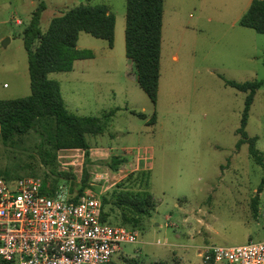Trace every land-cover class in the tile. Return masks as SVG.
<instances>
[{
  "label": "rangeland",
  "instance_id": "374dc122",
  "mask_svg": "<svg viewBox=\"0 0 264 264\" xmlns=\"http://www.w3.org/2000/svg\"><path fill=\"white\" fill-rule=\"evenodd\" d=\"M40 1L0 0V99L31 93L23 31ZM44 1L43 32L53 17L82 4H106L115 15L113 47L82 31L78 46L96 56L76 60L73 70L48 74L70 111L101 117L103 132L87 134L89 143L111 148L105 157L93 151L96 159L88 164L83 151L61 149L45 164L40 136L32 131L15 146L0 139V167L22 177L55 179L59 190L76 195L87 166L85 192L100 198L131 172L149 169L155 207L136 228L137 242L126 244L110 264H207L201 254L205 244L264 240V168L247 142L236 145L247 92L225 83L264 80V33L239 22L251 0H166L157 105L132 79L127 0ZM113 109L114 115L106 116ZM131 110L148 119L156 113L157 122L148 124ZM246 131L258 137L264 154V85L257 89ZM115 157L125 159L117 171L108 165Z\"/></svg>",
  "mask_w": 264,
  "mask_h": 264
},
{
  "label": "trees",
  "instance_id": "16d2710c",
  "mask_svg": "<svg viewBox=\"0 0 264 264\" xmlns=\"http://www.w3.org/2000/svg\"><path fill=\"white\" fill-rule=\"evenodd\" d=\"M46 5L44 0L40 1L23 31L24 45L29 55L31 93L25 97L0 99V139L4 145L15 146L18 140L35 131L40 136L38 151L43 163L49 164V159L55 160L61 149L80 148L84 149V164H88L91 162V145L87 134L102 133L103 121L98 116H83L70 111L59 83L50 79L48 74L70 71L76 60L94 56L92 49L78 47L82 31L106 39L113 46L116 18L106 4H82L53 17L48 29L43 32L40 19ZM163 13L164 0H127L126 55L134 67L132 76H136L139 86L155 105L161 74ZM239 22L264 33V0H252ZM225 83L247 92L241 125L237 130L240 138L236 145L240 148L247 142L251 157L264 168V154L256 145L258 137H250L246 131L251 105L257 89L264 85V80L237 82L225 79ZM116 110L107 112L106 116L114 115ZM131 111L147 118L144 112ZM156 120L157 115L154 113L148 119V124L153 125ZM123 161V157H115L108 165L117 171ZM0 175L6 179L22 177L7 167H0ZM83 176L77 198L90 185L87 166L83 168ZM150 180V170L143 169L131 172L127 178L118 182L113 191L101 198L103 220L135 230L140 227L144 217L150 216L155 207V197L149 190ZM42 181L43 191L48 194H54L59 188L55 179L52 183L47 177ZM258 204L259 199L255 197L252 203L255 215Z\"/></svg>",
  "mask_w": 264,
  "mask_h": 264
},
{
  "label": "built area",
  "instance_id": "2783aa9c",
  "mask_svg": "<svg viewBox=\"0 0 264 264\" xmlns=\"http://www.w3.org/2000/svg\"><path fill=\"white\" fill-rule=\"evenodd\" d=\"M138 233L102 218V199L43 191L33 177L0 175V264H108ZM207 264H264V240L209 244Z\"/></svg>",
  "mask_w": 264,
  "mask_h": 264
},
{
  "label": "crops",
  "instance_id": "0c3cea01",
  "mask_svg": "<svg viewBox=\"0 0 264 264\" xmlns=\"http://www.w3.org/2000/svg\"><path fill=\"white\" fill-rule=\"evenodd\" d=\"M252 1V0H251ZM251 1H250V3H251ZM165 2H166V0H164V8H165ZM250 3H249V5H250ZM249 5H248V7H249ZM248 7H247V9H248ZM246 9V10H247ZM110 10V9H109ZM244 13H245V11H244ZM243 13V14H244ZM242 14V15H243ZM243 27H247V26H244V25H242ZM247 28H250V27H247ZM253 29V28H252ZM81 33V32H80ZM80 36V35H79ZM2 38V37H1ZM79 40V39H78ZM109 43V42H108ZM77 44H78V42H77ZM114 46V45H113ZM113 46H110V47H113ZM79 47V46H78ZM94 51V50H93ZM161 53H162V51H161ZM96 56V54H95V52H94V56L92 57V58H94ZM162 56V55H161ZM174 58L175 59H177L178 58V56L176 55V56H174ZM87 59V58H86ZM73 70V69H72ZM160 78H161V74H160ZM134 81H137L136 80V78H132ZM159 84H160V82H159ZM143 90V89H142ZM158 97H159V94H158ZM158 102V101H157ZM157 105V104H156ZM144 119H148V118H144ZM156 122H157V120H156ZM155 122V123H156ZM154 125V124H153ZM91 145V144H90ZM111 147H102V146H99V147H95V146H93V145H91V147H90V158H91V160H94V159H96V158H94V157H92V152L93 151H97V152H95L97 155H98V153L101 155V157H105L104 155H106V154H104L105 152L104 151H106V150H109ZM62 150H68V151H72V150H81V151H83V153H84V149H80V148H70V149H62ZM84 156V155H83ZM97 157H99V156H97ZM154 195V194H153ZM155 197V196H154ZM156 199V198H155ZM166 244H167V242H166ZM210 244H214L213 242L212 243H210ZM217 244H219V243H217ZM205 245H209V244H205Z\"/></svg>",
  "mask_w": 264,
  "mask_h": 264
},
{
  "label": "water",
  "instance_id": "95a60500",
  "mask_svg": "<svg viewBox=\"0 0 264 264\" xmlns=\"http://www.w3.org/2000/svg\"><path fill=\"white\" fill-rule=\"evenodd\" d=\"M7 41H9V38H8V40L4 41V45L7 44Z\"/></svg>",
  "mask_w": 264,
  "mask_h": 264
}]
</instances>
